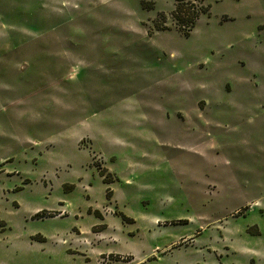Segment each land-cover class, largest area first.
Masks as SVG:
<instances>
[{
	"label": "rangeland",
	"instance_id": "1",
	"mask_svg": "<svg viewBox=\"0 0 264 264\" xmlns=\"http://www.w3.org/2000/svg\"><path fill=\"white\" fill-rule=\"evenodd\" d=\"M188 1L0 0V264H264V0Z\"/></svg>",
	"mask_w": 264,
	"mask_h": 264
},
{
	"label": "trees",
	"instance_id": "2",
	"mask_svg": "<svg viewBox=\"0 0 264 264\" xmlns=\"http://www.w3.org/2000/svg\"><path fill=\"white\" fill-rule=\"evenodd\" d=\"M207 11V7L203 8L202 6L201 9H199L193 6L188 0H175L172 16L178 29L182 30L184 33H188L193 28L200 13H206ZM100 172L102 175L105 169H101ZM107 194L110 195V191Z\"/></svg>",
	"mask_w": 264,
	"mask_h": 264
}]
</instances>
